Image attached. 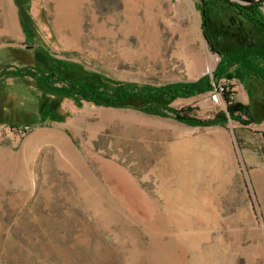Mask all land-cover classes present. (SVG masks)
<instances>
[{
    "label": "rangeland",
    "instance_id": "rangeland-1",
    "mask_svg": "<svg viewBox=\"0 0 264 264\" xmlns=\"http://www.w3.org/2000/svg\"><path fill=\"white\" fill-rule=\"evenodd\" d=\"M229 2L264 18V0ZM250 45L263 37L217 0H0V264H264V148L249 129L264 81L214 75ZM53 60L211 88L151 112L96 106L46 91ZM49 108L60 120L40 125Z\"/></svg>",
    "mask_w": 264,
    "mask_h": 264
},
{
    "label": "trees",
    "instance_id": "trees-1",
    "mask_svg": "<svg viewBox=\"0 0 264 264\" xmlns=\"http://www.w3.org/2000/svg\"><path fill=\"white\" fill-rule=\"evenodd\" d=\"M217 1L226 2V4L228 3L237 10L242 19L264 39V18L258 11L259 4L241 6L229 2V0ZM53 61L57 65L52 64L50 66L51 74L46 75L47 77L44 76L45 73L43 71L38 70L43 76L40 83L46 87V91L65 98H74L79 101L92 103L96 106L109 108L134 107L144 112H151V109H153L152 103H158L159 107L168 109V104L176 98H185L198 93L208 92L211 88V84L205 78L197 82L166 84L159 88L136 84H117L103 75L84 72L81 67L71 69L67 61ZM262 69H264V47L250 45L243 46L234 54L224 56L214 75L216 78H233L236 76L235 78L239 80L246 77H254L264 81V71ZM73 73L81 75L82 80L79 83L72 81ZM140 101L149 103L150 108L140 107L141 104L138 103ZM225 101L229 104V107L233 106V100L228 92L225 95ZM229 110L232 109L229 108ZM61 115L54 108L40 109L38 116L40 125H51L59 121ZM181 121L192 124L189 120L182 119Z\"/></svg>",
    "mask_w": 264,
    "mask_h": 264
},
{
    "label": "crops",
    "instance_id": "crops-1",
    "mask_svg": "<svg viewBox=\"0 0 264 264\" xmlns=\"http://www.w3.org/2000/svg\"><path fill=\"white\" fill-rule=\"evenodd\" d=\"M252 126H256V127H252ZM246 127H247V125H246ZM249 129L254 131V133L256 134L257 140L260 141L259 143H261L262 148H264V122H260V123H257V124H252L251 123V127ZM241 150H245V149L241 148Z\"/></svg>",
    "mask_w": 264,
    "mask_h": 264
},
{
    "label": "built area",
    "instance_id": "built-area-1",
    "mask_svg": "<svg viewBox=\"0 0 264 264\" xmlns=\"http://www.w3.org/2000/svg\"><path fill=\"white\" fill-rule=\"evenodd\" d=\"M213 89L212 91L209 93V99L211 101L212 104H219L221 103V96L224 92V87L221 85H218L217 87H215V85L213 84Z\"/></svg>",
    "mask_w": 264,
    "mask_h": 264
},
{
    "label": "water",
    "instance_id": "water-1",
    "mask_svg": "<svg viewBox=\"0 0 264 264\" xmlns=\"http://www.w3.org/2000/svg\"><path fill=\"white\" fill-rule=\"evenodd\" d=\"M238 1H243V2H246V3H256V2H259L260 0H238ZM204 38H205V36H204Z\"/></svg>",
    "mask_w": 264,
    "mask_h": 264
},
{
    "label": "bare ground",
    "instance_id": "bare-ground-1",
    "mask_svg": "<svg viewBox=\"0 0 264 264\" xmlns=\"http://www.w3.org/2000/svg\"><path fill=\"white\" fill-rule=\"evenodd\" d=\"M191 65V64H190ZM195 65V64H194ZM208 69H211L210 67Z\"/></svg>",
    "mask_w": 264,
    "mask_h": 264
}]
</instances>
